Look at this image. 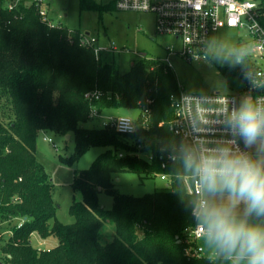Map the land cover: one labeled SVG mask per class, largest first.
Returning <instances> with one entry per match:
<instances>
[{
  "label": "trees",
  "instance_id": "obj_1",
  "mask_svg": "<svg viewBox=\"0 0 264 264\" xmlns=\"http://www.w3.org/2000/svg\"><path fill=\"white\" fill-rule=\"evenodd\" d=\"M258 1L264 23V0ZM39 6H24L18 19L4 13L12 22L0 28V231L7 224L11 232L0 244V264H233L231 258L186 253L197 220L195 197L181 176L193 170L184 159L161 167L163 155L183 145L170 130L173 100L182 88L171 65L145 56L121 72L115 52L82 44L78 28L50 26ZM80 8L100 16L118 10L116 0H80ZM218 68L226 77L237 74L234 66ZM93 91L100 97H87ZM92 108H138L139 126L130 135L88 127ZM41 132L74 138V152L60 156L71 165L90 147L106 148L87 169L74 170L72 188L82 199L71 204L72 223L57 219L54 183L36 155ZM127 171L143 178L169 173L170 188L122 194L113 175ZM102 191L113 197L110 209L100 202ZM33 234L54 235L58 244L40 249Z\"/></svg>",
  "mask_w": 264,
  "mask_h": 264
},
{
  "label": "built area",
  "instance_id": "obj_2",
  "mask_svg": "<svg viewBox=\"0 0 264 264\" xmlns=\"http://www.w3.org/2000/svg\"><path fill=\"white\" fill-rule=\"evenodd\" d=\"M32 3L39 4L42 21L50 26H56L44 0H0V28L11 24V18H5L4 13H14L13 18L21 17L24 6ZM118 10L151 13L155 19V30L158 34L175 37L181 41L179 50L173 45L166 47L168 54L160 59L167 64L169 56L174 52L185 60L199 61L207 58L209 53V38L222 29H233L239 32L240 49L237 54L236 75H240L242 89L238 92L221 93H194L181 88L178 97L173 100L174 117L170 122V130L178 136L183 145L179 152H166L161 162L162 169L168 168L171 162L185 160L188 153L198 155L204 148H219L229 145L233 151L237 148L252 156L250 147H246L243 139L228 125V114L238 108L246 99L264 105V23L261 20L262 12L258 0H116ZM81 43L100 50L116 52L120 50L114 43L99 45L95 37L82 35ZM89 98H99L100 93H87ZM227 101L228 112L222 109ZM149 110L145 109L142 116L146 118ZM92 119H104L102 127L111 126L118 133L130 135L138 128L139 117L133 119L126 115L105 116L97 108L90 111ZM141 124H146L145 121ZM163 123H160L162 125ZM52 141L51 138L44 137ZM122 156V153H119ZM253 158V157H252ZM152 159V153L147 154ZM167 182L170 188L172 175L166 172L154 173ZM189 195L195 197L192 214L197 225L190 233L191 246L186 249L190 256H203L202 246L196 244L206 233V227L199 223L198 211L201 200H207L197 183V176L190 172L181 176ZM10 232V231H9ZM1 233V232H0ZM1 237V235H0Z\"/></svg>",
  "mask_w": 264,
  "mask_h": 264
},
{
  "label": "rangeland",
  "instance_id": "obj_3",
  "mask_svg": "<svg viewBox=\"0 0 264 264\" xmlns=\"http://www.w3.org/2000/svg\"><path fill=\"white\" fill-rule=\"evenodd\" d=\"M99 3H108L111 0H96ZM49 9V15L55 23H62L71 28H78L81 33L88 34L98 40L99 45L114 43L120 50L114 54V61L121 72H128L131 64L137 62L146 53L148 58L163 59L167 56L166 47L173 45L176 50L180 49L181 41L173 36L158 34L155 30V19L151 13L113 10L106 11L100 16L94 10H81L80 0H44ZM239 32L233 29H222L209 38L208 57L199 61L189 62L180 54L174 52L169 56V63L176 73L180 86L187 92L209 93L221 92L232 93L242 89L240 75L226 77L219 71V66H235L237 64ZM105 116L126 115L137 118L140 109L116 108L103 111ZM104 119L95 118L87 122L88 127L99 128ZM44 137L51 138L49 142ZM74 138L47 134L41 132L38 138L37 158L45 166L54 183L53 198L58 205L57 219L62 223H72L74 217L70 213V207L74 199L81 200L80 192L72 188L74 170L87 169L98 155L106 150L105 147H90L84 155L73 165L60 158L74 152ZM252 147V146H251ZM143 156L142 153H139ZM113 180L118 191L122 194L142 196L156 189L166 187L167 182L159 176L141 177L133 172H121L113 175ZM210 203H219L227 194L213 196L205 193ZM102 206L110 209L113 205V197L105 192L99 194ZM237 212L244 215V206L241 205ZM17 220V219H16ZM15 220V221H16ZM250 223L264 225V217L254 214L248 217ZM199 223L203 224L200 217ZM204 225V224H203ZM205 226V225H204ZM206 227V226H205ZM10 227L0 231V244L4 243L11 232ZM191 239V237H190ZM32 243L40 249H49L58 244V238L54 235L41 238L35 235ZM196 244L202 246L203 256H222L213 246L206 242L205 238L198 239ZM244 264V262H241Z\"/></svg>",
  "mask_w": 264,
  "mask_h": 264
},
{
  "label": "clouds",
  "instance_id": "obj_4",
  "mask_svg": "<svg viewBox=\"0 0 264 264\" xmlns=\"http://www.w3.org/2000/svg\"><path fill=\"white\" fill-rule=\"evenodd\" d=\"M224 103L222 111L227 113ZM227 122L246 147L260 140L264 148V105L246 98L228 114ZM185 166L197 176L202 192L227 194L219 203L205 199L199 204L206 242L226 258H234L233 264H264V225L248 220L253 214L264 217V159L225 145L204 148L198 155L188 153ZM241 205L243 216L237 212Z\"/></svg>",
  "mask_w": 264,
  "mask_h": 264
},
{
  "label": "crops",
  "instance_id": "obj_5",
  "mask_svg": "<svg viewBox=\"0 0 264 264\" xmlns=\"http://www.w3.org/2000/svg\"><path fill=\"white\" fill-rule=\"evenodd\" d=\"M154 25H155V22H154ZM250 150L252 152L253 159H264V148L261 147V141L260 140H258L256 142V144L252 145V147H250ZM35 235L36 234L32 235L31 240L33 239V237ZM212 257H216V255H214ZM231 259H234V258H231Z\"/></svg>",
  "mask_w": 264,
  "mask_h": 264
},
{
  "label": "water",
  "instance_id": "obj_6",
  "mask_svg": "<svg viewBox=\"0 0 264 264\" xmlns=\"http://www.w3.org/2000/svg\"><path fill=\"white\" fill-rule=\"evenodd\" d=\"M143 56H146V53H144ZM69 138H70V136L68 135V136H67V139H69Z\"/></svg>",
  "mask_w": 264,
  "mask_h": 264
}]
</instances>
